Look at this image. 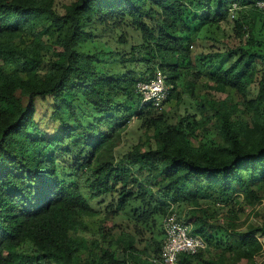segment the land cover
Listing matches in <instances>:
<instances>
[{
    "label": "trees",
    "instance_id": "trees-1",
    "mask_svg": "<svg viewBox=\"0 0 264 264\" xmlns=\"http://www.w3.org/2000/svg\"><path fill=\"white\" fill-rule=\"evenodd\" d=\"M258 1L71 0L59 13L55 0H0V264H156L164 235L139 248L140 226L178 204L206 248L176 264H255L264 219L242 232L234 226L240 202L264 199ZM233 6L238 45L200 39ZM225 56L236 58L225 66ZM157 70L170 85L164 102L176 107L197 99L204 77L227 94L202 98L196 113L160 112L135 91ZM76 103L96 113L86 128ZM132 118L146 138L116 159ZM209 123L217 141L203 139ZM59 157L70 159L75 179L60 177ZM107 195L114 200L101 214L90 202ZM121 212L132 231L115 235L111 220ZM217 215L225 227L211 220Z\"/></svg>",
    "mask_w": 264,
    "mask_h": 264
},
{
    "label": "rangeland",
    "instance_id": "rangeland-1",
    "mask_svg": "<svg viewBox=\"0 0 264 264\" xmlns=\"http://www.w3.org/2000/svg\"><path fill=\"white\" fill-rule=\"evenodd\" d=\"M71 0H55V9L59 13H63L64 6L67 5ZM238 8L235 7V13L234 18H227L226 21H222L215 24L206 25L199 33L200 39H207L208 41L214 40L217 41L215 44L219 48L223 47H235L238 45L240 40L235 36V32L233 31V20H235L238 17ZM262 19H257L256 25H255V34L256 37L259 39H264V29L261 28L262 26ZM245 38V37H244ZM199 39V40H200ZM206 45L205 43H203ZM200 48H197V51H200ZM226 50V48H224ZM203 55H201L202 57ZM236 57H230L228 59L227 56H225L224 59V65H229L230 62H232ZM115 64L114 59H109L107 67L113 68ZM199 66L202 68V66L199 64ZM205 66V63L203 64ZM204 68V67H203ZM205 85H208L207 78L204 77V79L198 80L194 84V94L197 96V99L194 98V102L185 104L177 105V107L174 105V101L170 100L167 103H163V106L159 110L160 112H177L179 114H184L185 110L189 113H196V104L199 103V101L202 98H208V99H222L226 96L227 92H217L213 90L211 87H207ZM178 90H181V85L178 86ZM231 92V91H230ZM188 96H185V99H187ZM79 103H76L77 108V114L78 118L82 122L81 127H87L88 123H90L92 120L95 119L96 113L93 112V110L85 105L82 104L80 109H78ZM172 114H170L171 116ZM197 117H199V114H197ZM72 125H74L72 123ZM204 129L207 128L208 131L203 132V139L207 142L217 141V135L215 133V125L212 123L204 124ZM79 127V128H81ZM122 131L119 134V139L116 142V145L113 149L114 156H116V159L122 155L123 153L127 152L128 149L134 145L135 143L139 141H143L146 138V134H143L142 127L140 125V121L137 118H132L130 122L124 126ZM148 135L152 134V131L149 130ZM215 139V140H214ZM71 164L70 159L59 157V175L62 179L65 181H68L70 179H75L76 177L72 176L69 171V165ZM264 196V194H263ZM102 198V199H101ZM100 199H96L90 202V204L94 207L95 210H98L101 214L105 212V206H107L109 203L113 202L114 198L111 196H104ZM240 201L241 197L239 198ZM100 201V203H99ZM243 207V211L238 213V218L235 220V226L234 231L235 232H242L245 231L247 226L250 225H257L261 223V220L264 219V199H261L259 202L254 203L252 206L245 205V203L242 201L240 202ZM215 209V208H214ZM174 212L177 213V215L182 219L181 215H183L186 212V208L182 204H178L174 207ZM163 216L157 215L155 216L153 222L151 221L149 224L140 226L141 229V235L138 239L137 246L139 248H142L144 246H150L152 244V240L159 241L163 238V232L161 228V223L163 220ZM213 219L211 220H218V222L225 227L227 224V218L221 217L219 215L213 216ZM111 222L114 224V228L112 229V232L116 235L121 230L125 231H132V223L131 221L124 215V213H120L117 215H114L112 217ZM259 236V234L257 235ZM261 243L263 245L262 250L254 256V263L255 264H264V238L259 236ZM205 250V249H204ZM210 257V254H205L204 258Z\"/></svg>",
    "mask_w": 264,
    "mask_h": 264
},
{
    "label": "built area",
    "instance_id": "built-area-1",
    "mask_svg": "<svg viewBox=\"0 0 264 264\" xmlns=\"http://www.w3.org/2000/svg\"><path fill=\"white\" fill-rule=\"evenodd\" d=\"M256 6L264 12V0L257 2ZM235 6L230 11V18H234ZM170 90L165 83V75L157 70L148 80L139 81L135 91L140 96L141 103H149L156 109H161ZM164 241L159 256L152 261L156 264H176L181 254H194L206 248L204 239L192 232L191 226L172 211L162 220Z\"/></svg>",
    "mask_w": 264,
    "mask_h": 264
}]
</instances>
